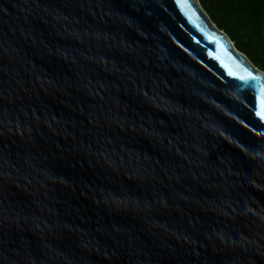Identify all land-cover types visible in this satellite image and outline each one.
I'll list each match as a JSON object with an SVG mask.
<instances>
[{
    "label": "water",
    "instance_id": "obj_1",
    "mask_svg": "<svg viewBox=\"0 0 264 264\" xmlns=\"http://www.w3.org/2000/svg\"><path fill=\"white\" fill-rule=\"evenodd\" d=\"M256 68L199 0H0V264H264Z\"/></svg>",
    "mask_w": 264,
    "mask_h": 264
},
{
    "label": "trees",
    "instance_id": "obj_2",
    "mask_svg": "<svg viewBox=\"0 0 264 264\" xmlns=\"http://www.w3.org/2000/svg\"><path fill=\"white\" fill-rule=\"evenodd\" d=\"M212 21L264 71V0H199Z\"/></svg>",
    "mask_w": 264,
    "mask_h": 264
},
{
    "label": "snow or ice",
    "instance_id": "obj_3",
    "mask_svg": "<svg viewBox=\"0 0 264 264\" xmlns=\"http://www.w3.org/2000/svg\"><path fill=\"white\" fill-rule=\"evenodd\" d=\"M247 73V80H244L243 82L247 84L249 87H259L257 84V81H259L261 78L255 75L252 71L246 70ZM257 115L260 117L262 121H264V113L257 112Z\"/></svg>",
    "mask_w": 264,
    "mask_h": 264
},
{
    "label": "bare ground",
    "instance_id": "obj_4",
    "mask_svg": "<svg viewBox=\"0 0 264 264\" xmlns=\"http://www.w3.org/2000/svg\"><path fill=\"white\" fill-rule=\"evenodd\" d=\"M256 71H258V72H259L260 70L256 68Z\"/></svg>",
    "mask_w": 264,
    "mask_h": 264
}]
</instances>
